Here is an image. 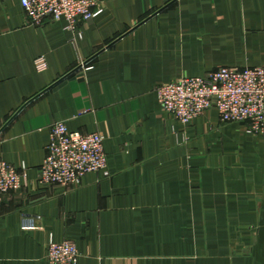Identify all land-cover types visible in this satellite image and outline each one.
Listing matches in <instances>:
<instances>
[{
	"label": "crops",
	"instance_id": "1",
	"mask_svg": "<svg viewBox=\"0 0 264 264\" xmlns=\"http://www.w3.org/2000/svg\"><path fill=\"white\" fill-rule=\"evenodd\" d=\"M99 2L80 39L0 0V160L25 179L0 208V264H49L50 238L75 243L78 264H264V134L216 110L183 125L157 97L183 77L264 68V0ZM58 122L105 138L110 178L38 185Z\"/></svg>",
	"mask_w": 264,
	"mask_h": 264
},
{
	"label": "built area",
	"instance_id": "2",
	"mask_svg": "<svg viewBox=\"0 0 264 264\" xmlns=\"http://www.w3.org/2000/svg\"><path fill=\"white\" fill-rule=\"evenodd\" d=\"M29 25L65 22L67 30L82 38L78 25L90 22L103 13L99 0H20ZM36 68L47 69L44 58ZM162 110L183 125H188L210 110H216L223 123H248L249 133L264 134V68H219L202 77H183L157 88ZM108 171L105 138L99 133L82 135L70 132L64 122L50 128L47 156L39 170L37 183L42 187L79 188L86 175ZM25 179L17 168L0 160V208L4 198L21 191ZM24 231L39 227L25 219ZM81 254L73 242L47 244L49 264H78Z\"/></svg>",
	"mask_w": 264,
	"mask_h": 264
}]
</instances>
